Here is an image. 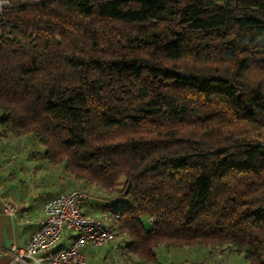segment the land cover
<instances>
[{"label": "trees", "instance_id": "1", "mask_svg": "<svg viewBox=\"0 0 264 264\" xmlns=\"http://www.w3.org/2000/svg\"><path fill=\"white\" fill-rule=\"evenodd\" d=\"M7 1L0 147L32 135L116 192L100 204L140 264L194 245L264 264V0Z\"/></svg>", "mask_w": 264, "mask_h": 264}, {"label": "rangeland", "instance_id": "2", "mask_svg": "<svg viewBox=\"0 0 264 264\" xmlns=\"http://www.w3.org/2000/svg\"><path fill=\"white\" fill-rule=\"evenodd\" d=\"M253 138L264 139V127L257 133H251ZM3 158L12 159L14 161H22L29 167L25 168L22 164L19 173L14 171L18 176L23 191H27L26 187L31 186L34 182L42 189L49 187L54 192L59 187V178L64 190L72 188H84L87 190L90 200L97 203L93 214L99 215L104 211V207L100 203H106L116 196V192L102 188L95 183H86L76 179L72 174L64 170L63 164H53L43 156L44 145H40L38 140L32 135H22L10 138L8 142L0 147ZM9 157V158H8ZM28 178V179H27ZM30 179V180H29ZM60 184V183H59ZM56 185V186H54ZM54 187V188H53ZM53 188V189H52ZM116 198V197H115ZM86 208V207H85ZM87 209V208H86ZM146 228H149L151 222L148 218H143ZM129 240V236L118 229L117 222H114V235L106 244L95 247L92 253L88 252V264H101L102 261H110L111 259H119L123 264H140L136 255H127L124 248L125 243ZM159 257L155 263L150 264H167L170 262H185L186 264H249L245 257L230 249L228 246L222 248L210 246H183L181 248H166L161 246ZM95 258L96 260H93ZM99 257V258H98ZM92 259V260H91Z\"/></svg>", "mask_w": 264, "mask_h": 264}, {"label": "built area", "instance_id": "3", "mask_svg": "<svg viewBox=\"0 0 264 264\" xmlns=\"http://www.w3.org/2000/svg\"><path fill=\"white\" fill-rule=\"evenodd\" d=\"M0 1V5L7 4ZM89 197L84 188L64 190L48 198L43 205L44 215L30 238L19 246L14 243L0 245V255L10 253L15 262L25 264H88L86 247H99L110 241L114 235L113 205L107 206L101 215L89 214L83 210V202ZM5 210L14 213L12 205L6 204ZM118 213H114L117 218ZM150 222L154 217H149ZM74 237L70 244L59 246L60 240L68 232ZM106 264H123L113 259ZM167 264H186L170 262Z\"/></svg>", "mask_w": 264, "mask_h": 264}, {"label": "crops", "instance_id": "4", "mask_svg": "<svg viewBox=\"0 0 264 264\" xmlns=\"http://www.w3.org/2000/svg\"><path fill=\"white\" fill-rule=\"evenodd\" d=\"M1 158H3L2 155H0V245L8 246L14 243L22 246L30 238L32 232L38 227L39 222L44 215V202L48 198L64 191V188L61 185V181L63 179L61 180V177L59 178V187L54 192L50 191L51 188L47 186L44 189L39 186V189L37 190V185L40 184H37L36 182H34L31 186L26 187L28 189L27 191H23L21 187L23 186L24 188V184H20L18 176L14 175L16 174L14 171L19 173L22 164L25 162L24 159H22V161H14L12 159L4 160ZM30 164H28V166L24 164L25 168L27 169ZM6 204H10L14 207V213H9L5 210ZM96 206L97 203H93V201L90 200V197L83 202V210L89 214H93V210ZM73 237L74 233L68 231L60 240L59 246H66L70 244ZM93 248L95 247L89 246L85 248L87 255L88 252L92 253ZM91 258L93 259L92 256ZM95 258L93 260H96ZM108 262L109 260L102 261L101 264H106ZM0 264L25 263L15 262L10 253H4L0 255ZM42 264L49 263L44 260Z\"/></svg>", "mask_w": 264, "mask_h": 264}]
</instances>
